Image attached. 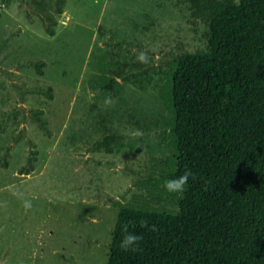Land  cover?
Here are the masks:
<instances>
[{"label":"rangeland","instance_id":"374dc122","mask_svg":"<svg viewBox=\"0 0 264 264\" xmlns=\"http://www.w3.org/2000/svg\"><path fill=\"white\" fill-rule=\"evenodd\" d=\"M54 7L0 0V264H106L121 207L175 214L182 196L163 188L172 57L205 50V21L189 0Z\"/></svg>","mask_w":264,"mask_h":264},{"label":"trees","instance_id":"16d2710c","mask_svg":"<svg viewBox=\"0 0 264 264\" xmlns=\"http://www.w3.org/2000/svg\"><path fill=\"white\" fill-rule=\"evenodd\" d=\"M189 2L206 48L172 57L176 157L165 177L190 169L196 179L175 214L121 207L106 264H264V0ZM38 11L52 34L55 20ZM125 225L141 251L121 250Z\"/></svg>","mask_w":264,"mask_h":264},{"label":"clouds","instance_id":"9594fccd","mask_svg":"<svg viewBox=\"0 0 264 264\" xmlns=\"http://www.w3.org/2000/svg\"><path fill=\"white\" fill-rule=\"evenodd\" d=\"M138 59H141V57H138ZM105 103L112 104L114 103V101L109 98ZM195 179L196 175L190 169H186L182 175L173 179L166 180L163 183V188L170 194H182L187 191L189 180ZM140 223L141 227H144L147 224V221H141ZM153 230H155L154 226ZM122 232L123 236L119 245L122 251L137 253L142 250L140 247L141 241L143 239L142 235L128 231L127 225L124 226Z\"/></svg>","mask_w":264,"mask_h":264}]
</instances>
